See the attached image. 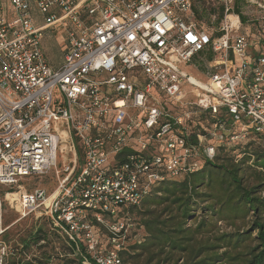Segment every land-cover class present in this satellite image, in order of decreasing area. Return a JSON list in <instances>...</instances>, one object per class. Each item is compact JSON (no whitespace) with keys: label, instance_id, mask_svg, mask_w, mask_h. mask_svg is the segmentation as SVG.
<instances>
[{"label":"built area","instance_id":"1","mask_svg":"<svg viewBox=\"0 0 264 264\" xmlns=\"http://www.w3.org/2000/svg\"><path fill=\"white\" fill-rule=\"evenodd\" d=\"M193 1L0 0V264L38 253L5 242V205L19 221L47 220L82 264H123L135 229L111 220L121 207L199 171L217 146L264 134V55L251 53L238 0H219L211 26ZM239 1L264 21V0ZM66 22L53 69L44 32ZM51 173L52 193L21 185Z\"/></svg>","mask_w":264,"mask_h":264},{"label":"trees","instance_id":"2","mask_svg":"<svg viewBox=\"0 0 264 264\" xmlns=\"http://www.w3.org/2000/svg\"><path fill=\"white\" fill-rule=\"evenodd\" d=\"M199 1H193L198 21L217 12L218 22L223 19L224 6L200 11ZM234 12L246 22L239 0ZM252 55L264 54L254 48ZM213 59L210 53L208 60ZM263 143L264 134L249 131L244 141L217 146L214 160H205L199 171L157 183L141 205L121 207L113 223L122 221L121 215L134 217L137 229L120 251L123 264H264ZM23 220L33 225L16 239L11 230L20 221L4 219L9 227L4 240L22 252L36 248L38 253L32 260L21 253L8 264H82L47 220Z\"/></svg>","mask_w":264,"mask_h":264},{"label":"rangeland","instance_id":"3","mask_svg":"<svg viewBox=\"0 0 264 264\" xmlns=\"http://www.w3.org/2000/svg\"><path fill=\"white\" fill-rule=\"evenodd\" d=\"M196 6L200 9V11L203 8H206V10L209 12L213 8L219 9L220 1L219 0H201L199 2H196ZM242 14L246 18V22H242V32L246 35L250 36V42L253 45L252 50L254 48H257L261 51L262 54H264V21L261 20V15L257 12H253L252 10L242 6ZM214 15V14H213ZM49 17V16H48ZM46 17L43 16L38 11H34V20L35 23L40 25L44 24ZM211 16H208L207 18H204L202 21H205V23L210 25L211 22ZM206 24V26H208ZM205 26L206 29H209ZM211 26V25H210ZM208 26V27H210ZM69 28V25L66 23H61L57 26L52 27L50 30L45 32L44 34V40H43V49L45 52V55L48 59V62L50 66L53 67H59L63 63L64 55H65V49L67 47L66 45V33L67 29ZM252 32V33H251ZM251 34L253 36H251ZM182 69L186 71L191 77L198 80L199 82H205L206 79L203 77V68H199L198 71H195L192 68L183 66ZM186 92L191 91V87L188 85L184 86ZM264 145V143H263ZM240 156H237V159H239ZM21 185L27 190V191H33L37 188L45 189L48 193H52L56 190L58 186V178L55 173H51L44 176H38L34 178H30L27 180H24L21 182ZM5 190V189H4ZM122 220L129 219L131 223L134 225L135 233L137 232L135 219L134 217L129 216H120ZM4 219L7 222L17 223L19 221V216L15 211H13L8 205L4 207ZM12 224V225H13ZM33 225L31 220H23L20 221L18 225L13 227L11 230L12 235L15 236V238H19L20 235L25 236L29 228ZM134 233V234H135ZM140 235V232H138ZM139 237L138 235H136ZM134 237V236H133ZM106 243V242H105Z\"/></svg>","mask_w":264,"mask_h":264},{"label":"crops","instance_id":"4","mask_svg":"<svg viewBox=\"0 0 264 264\" xmlns=\"http://www.w3.org/2000/svg\"><path fill=\"white\" fill-rule=\"evenodd\" d=\"M37 26H42L43 24H40V25H38V24H36ZM52 28V27H51ZM51 28H48L45 32H47L48 30H50ZM45 32H44V34H45ZM43 40H44V37H43ZM66 43V42H65ZM66 45H67V43H66ZM66 50H67V47H66V49H65V52H66ZM250 50H251V53H253V50H252V47H250ZM63 63H64V60H63ZM63 63L61 64V65H59V67H53V66H51L53 69H58V68H60L62 65H63Z\"/></svg>","mask_w":264,"mask_h":264},{"label":"bare ground","instance_id":"5","mask_svg":"<svg viewBox=\"0 0 264 264\" xmlns=\"http://www.w3.org/2000/svg\"><path fill=\"white\" fill-rule=\"evenodd\" d=\"M232 22H233L234 25H236L238 23L237 19H234V18H232Z\"/></svg>","mask_w":264,"mask_h":264}]
</instances>
